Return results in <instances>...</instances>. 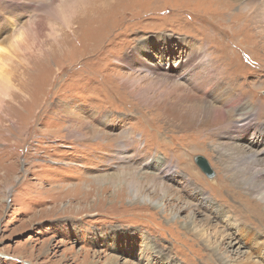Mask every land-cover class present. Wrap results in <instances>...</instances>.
Masks as SVG:
<instances>
[{
    "label": "rangeland",
    "instance_id": "rangeland-1",
    "mask_svg": "<svg viewBox=\"0 0 264 264\" xmlns=\"http://www.w3.org/2000/svg\"><path fill=\"white\" fill-rule=\"evenodd\" d=\"M244 2L264 15V0ZM203 11L191 0H0V264H264V173L262 189L240 186L233 175L244 166L228 172L219 146L238 113L226 133L205 131L203 148L140 101L166 98V73L194 90L205 67L255 111L239 142L264 137L263 47L201 40ZM231 50L236 69H216ZM215 88L202 91L211 102L223 93Z\"/></svg>",
    "mask_w": 264,
    "mask_h": 264
},
{
    "label": "bare ground",
    "instance_id": "bare-ground-1",
    "mask_svg": "<svg viewBox=\"0 0 264 264\" xmlns=\"http://www.w3.org/2000/svg\"><path fill=\"white\" fill-rule=\"evenodd\" d=\"M244 1L245 0H191V2H193L194 5L200 6L201 8L205 9V11L201 12V14L205 15L207 17V19L209 20V22L206 23L205 22L206 17H203L202 19H201V16L199 17L201 19V22H200L201 25H199V28H197V29L201 33V36H200L201 40H203V41L208 40L209 42H219V43H222V45H223V43H226V42L229 45V42L231 40L236 41V45L234 46L235 50H236V48L237 49H240V48L244 49L245 46H246V49H249L247 44L256 45V43H254V42H257V43L261 44V46L263 47V50H264V15H262V13L259 12V8L257 6L256 7L254 6V4H255L254 2L245 3ZM237 5L239 6V10H242L245 13L234 14L231 16L230 14H231L233 8ZM195 15H197V14H195ZM195 18L199 19L198 16ZM204 19H205V21H204ZM243 30L251 36L250 38L252 40H250L249 38H247V39L244 38ZM217 36L222 37L224 39V42L222 39L218 40ZM167 38L168 37L165 38L166 43H168L170 41V39L169 38L167 39ZM225 50H224V52H225ZM227 50H228V48H227ZM233 53H234V51L231 50L230 55L228 56V53L226 51V55H224V57H223V59H224L223 63H221V66H218L216 69H221L223 72H225V71H227L225 68L231 67L235 70L236 68L233 65V60L235 58V55H233ZM132 55L138 57V55L136 53H133ZM233 56H234V58H233ZM129 61H130V59H129ZM161 61L165 62L164 59H162ZM136 62L140 63V65H142L144 67L147 66L146 62H142V63L140 61H136ZM167 64H171V62L168 61ZM179 65H181V62ZM146 69H147V67H146ZM202 69H203V71H198V69H197V72L195 73L194 80L196 79L197 84L195 85L194 90H193V88L191 90H187L184 87H182L181 85H179V83H177L176 81H172L173 75L167 74L165 72L166 74L164 75V79H162L160 81V84L163 86H166L167 88H169V86H170V88H169L170 90L168 91V89H167L168 92L165 95L166 98L163 99V96L162 97L160 96L159 100H155L156 97H155V99L154 98L151 99V97L149 95V97L143 96V99L140 101L144 102L146 104V106H148V107H152L148 103H150V102L154 103L153 107L156 108V109L152 108L154 110V116L156 117L155 113L158 114V116H159V117H156L157 118L156 121L158 120L159 122L160 121L166 122V124L168 126H170V127L167 126L168 129L169 128H175V129L179 128V130L182 134L189 133V132H196L194 134L196 135L197 139L202 140V142L201 141H199V142H201L202 145H204L203 148L205 147L208 140L212 139V137H213L212 134L206 135V133H204V132L205 131L207 132V130L211 129L212 127H215V128H219L220 132H221V130H223V132H222L223 134L226 133L227 130H225V129H227L228 124L231 123V120L234 117L233 114L235 112H237L238 113V115H237L238 120L237 121H238L239 125H237L235 127L236 131H234L233 133H231L229 135V137H228L229 142L228 143H221L219 145L220 147H224L226 152L228 153V161H227V168L226 169H228V172H229L230 168H233V167L238 166V165L244 166L243 170H241V171L237 172L235 175H233V178L237 181V184L251 190V192H254L256 190V185L259 181L258 187L260 189H262L263 183H261L262 181H260V179L263 177L262 174L264 173V171H261L259 173L257 172V174H256L255 165H260L262 160L264 159V153H262L263 151L262 150H260L261 152L259 151L261 144L264 142V137H260L256 140L248 141V144L240 143L239 137H238V134L240 135L243 133L242 129H244V128H242V127L245 125V121L247 122V120L250 121L251 118H254L255 111H253V109L250 107V105L245 106L244 103H246V102L243 103V101L241 100L242 97H240L241 95H239L236 91H234V90L231 91V90H228L227 88L223 87L222 80L214 78V75L211 71H209L205 67H202ZM147 70L157 72V74H158V71L160 72L161 70H163V68H161V66H154V65L152 66L151 65V67H149ZM1 79H3V78L1 77ZM1 79H0V81H1ZM136 79H138V78H136ZM138 80L141 81L140 79H138ZM156 80L157 79L150 78V77L149 78L145 77V80L143 79V81H150L151 84H154V82H157ZM135 84H138V82L136 81ZM128 85L127 86L122 85V86H123V88H127ZM133 86H134V84H133ZM153 86H156V85H153ZM206 87L209 90H212V88L218 87V88H215L213 91L217 92V89H218L220 91H223V93H222L221 97H219L216 102H211L210 97L206 93H202V91L204 92ZM210 87H211V89H210ZM133 90L136 91L135 88H133ZM137 90H138V87H137ZM165 92H166V90H165ZM197 92L201 93L200 97L195 95ZM205 92H207V91H205ZM142 93H143V91L142 92L138 91V93L135 92L134 94H136V97H141ZM172 98H181L182 102H191L192 105L189 108H187V106H186L187 111H185L184 108H179L178 104L172 105L170 103V99L172 100ZM243 106H245V107H243ZM182 107H184V106H182ZM147 110L149 112V109H147ZM150 111H152V110H150ZM239 119H240V121H239ZM162 124H165V123H162ZM220 127H224V128L221 129ZM150 128H151V126H150ZM172 132H174V129ZM127 136H128V138L124 139V141L127 140V141L131 142V144H130L131 146L128 148V151L135 150L136 141L134 139H132L131 137H129L132 135L128 134ZM101 138L107 139V136L105 134H102ZM118 139H120V138H118ZM124 141H123V144H125ZM106 145L107 144H105V146ZM196 148H198V147H196ZM142 152L145 153V157H147V153H148L147 145L142 149ZM222 163H223V161H222ZM246 175H249L251 178L247 181L242 180V177H244ZM128 179H130V178H128ZM223 185H225L226 187H229L230 184L227 185V183L225 181H223ZM92 187H95V186H92ZM159 188L162 191L165 190L163 184H160ZM121 190H122V188H121ZM236 192L239 193V191H236ZM135 193H137V191ZM237 193L233 192L234 196L241 201L242 198ZM164 196H167L166 192H165ZM86 197H88V196H86ZM229 197H231V196L229 195ZM84 198H85V196L83 197V199ZM85 199H84V202L86 201ZM262 199H264V194L262 195ZM136 204H137V202H136ZM82 209L83 208H81L80 210H82ZM202 236H204V235H202Z\"/></svg>",
    "mask_w": 264,
    "mask_h": 264
},
{
    "label": "water",
    "instance_id": "water-1",
    "mask_svg": "<svg viewBox=\"0 0 264 264\" xmlns=\"http://www.w3.org/2000/svg\"><path fill=\"white\" fill-rule=\"evenodd\" d=\"M195 163L201 169V171L209 178L212 179L215 177V172L213 171L208 160L202 156H197L195 158Z\"/></svg>",
    "mask_w": 264,
    "mask_h": 264
}]
</instances>
